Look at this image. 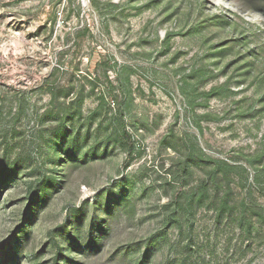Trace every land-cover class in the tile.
<instances>
[{
  "label": "rangeland",
  "instance_id": "1",
  "mask_svg": "<svg viewBox=\"0 0 264 264\" xmlns=\"http://www.w3.org/2000/svg\"><path fill=\"white\" fill-rule=\"evenodd\" d=\"M0 181V264H264V0H0Z\"/></svg>",
  "mask_w": 264,
  "mask_h": 264
},
{
  "label": "trees",
  "instance_id": "2",
  "mask_svg": "<svg viewBox=\"0 0 264 264\" xmlns=\"http://www.w3.org/2000/svg\"><path fill=\"white\" fill-rule=\"evenodd\" d=\"M110 65V63H109ZM111 67V66H110ZM110 83V81H109ZM111 85V83H110ZM94 86L91 88V90L93 91ZM67 108V107H66ZM68 108L65 110V108L62 109L61 112L58 113V115L61 116V118H63L67 113H68ZM70 115H74V114H80L79 110H76L74 112L69 113ZM60 137L65 136V132L60 131L59 133ZM109 138L113 139L114 142L120 144L123 142H126V145H131V135L129 133V131H127L126 127L123 125V119H122V115H119L118 118V123L116 126H114V129L111 133V135L109 136ZM71 145H73V143H71ZM130 154V152L128 153ZM56 155L59 157L60 153L59 151H56ZM192 157V154H188V156H186V158L179 162L178 167L176 168V171H172V181L175 182V184L177 185V191L174 195V197L171 199V202L169 204H167L165 206L166 209H168L169 213L164 215V222L169 224V222L174 221L176 223H179V217H180V212L181 215L184 217V219L186 218V212H189L192 210L193 207H197V206H206V207H212L215 210L216 216L217 218H220L222 216V213L231 208L233 205V203L230 202V189L229 188H225L224 191L220 190V185L219 183L215 180L217 177V171L221 170L222 168H228L227 165H225L224 163H218L216 165H214V169H212L210 172H208V177L204 178L199 186L191 191H187L185 192L184 186H185V182L188 176H190V169H191V165H190V159ZM262 155H260L259 157H257V159L255 161H261ZM182 160V159H181ZM15 170L10 171L6 176L8 178L9 181H7V183H11L14 182L15 180H13V178L15 177ZM210 179V180H209ZM2 181H0V185H2ZM4 183V184H7ZM45 188L42 189V193L40 194V198H41V202L43 203L46 199V189L52 184L50 179L48 180V178H46L45 180ZM209 185L211 186V188L209 187ZM182 198H184V201L186 202L187 205H183L182 203ZM32 201L34 203H38L37 198H33ZM32 203V202H31ZM31 206V204H30ZM35 206V205H34ZM37 206V205H36ZM30 210V207L28 208V210L25 212L24 214V221H30L28 220V218H33L34 217V213H32ZM176 210L177 213H176ZM29 218V219H30ZM245 225V229L243 231V234L246 236H249L251 234L250 232V221L249 223L246 221L244 215L241 216L240 218V223L244 222ZM23 234L27 235L28 231L27 229H24ZM17 240H15V242H12L14 245L10 247V251L11 253H13L15 250V245L18 244V238L16 237ZM16 243V244H15ZM3 256L6 258V253L5 251L3 252ZM13 259H14V255H13ZM7 260V258H6ZM14 264V263H13Z\"/></svg>",
  "mask_w": 264,
  "mask_h": 264
}]
</instances>
